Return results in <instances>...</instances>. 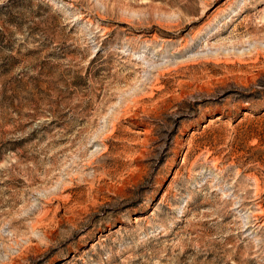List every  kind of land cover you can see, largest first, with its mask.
Returning a JSON list of instances; mask_svg holds the SVG:
<instances>
[{
  "label": "rangeland",
  "instance_id": "374dc122",
  "mask_svg": "<svg viewBox=\"0 0 264 264\" xmlns=\"http://www.w3.org/2000/svg\"><path fill=\"white\" fill-rule=\"evenodd\" d=\"M0 264H264V0H0Z\"/></svg>",
  "mask_w": 264,
  "mask_h": 264
}]
</instances>
